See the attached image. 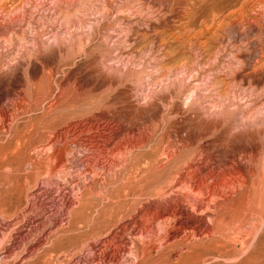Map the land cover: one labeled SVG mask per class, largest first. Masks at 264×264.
<instances>
[{
	"label": "rangeland",
	"instance_id": "1",
	"mask_svg": "<svg viewBox=\"0 0 264 264\" xmlns=\"http://www.w3.org/2000/svg\"><path fill=\"white\" fill-rule=\"evenodd\" d=\"M0 83V111L10 109L20 96H25L31 106L20 117L11 140L0 135L1 223L13 225L14 213L20 211L22 221L29 208L25 196L36 190V186H26L22 178L28 172L25 162L21 158L11 162L16 145L27 141L33 127L57 116L61 132L84 126L94 127L92 135H98L97 128L113 133L126 127L130 138L148 128L157 136L148 147L178 131L184 140L174 138V144L205 147L204 155L214 156L212 168H241L250 190L249 202L242 206L251 208L253 204L252 210H263L258 233L243 229V235L251 234L244 237L245 244L234 242L237 235L231 234L222 245L237 258L232 256L218 264L242 258L259 234L262 242L254 255L263 257L260 262L264 264V0H0ZM54 100L60 105L49 114L48 106ZM122 134L114 135L112 143ZM217 136L222 140L213 141ZM37 139L30 142L43 145L44 140ZM141 167H146L145 162ZM126 176L110 180L101 197L88 192L81 198L79 204H87L89 211L74 215L78 220L71 227L75 229L74 235L71 232L76 247L73 256L64 257L62 262L50 260L53 250L62 257L65 246H53L62 235L55 228L52 242L37 254V260L28 263L68 264L79 258L90 261L95 243L101 245L112 237L115 227L110 226V231L106 228L108 231L86 243L87 224L96 221L98 213L109 215L119 202H135L136 196L125 197L124 193L136 185L143 189L138 194L146 200L154 195L153 189L145 188L146 178L134 184L136 175ZM40 178L34 184L43 182L41 189L32 195L34 201L39 197L40 207L34 208L39 218L26 225L25 234L55 213L67 195ZM123 181L128 182L125 190L118 188ZM138 208L133 214L144 213ZM78 224L83 230H77ZM47 258L51 263L45 262Z\"/></svg>",
	"mask_w": 264,
	"mask_h": 264
},
{
	"label": "bare ground",
	"instance_id": "2",
	"mask_svg": "<svg viewBox=\"0 0 264 264\" xmlns=\"http://www.w3.org/2000/svg\"><path fill=\"white\" fill-rule=\"evenodd\" d=\"M24 97L20 96L17 100L14 99L15 101L10 104V109L0 111V135L10 136L7 138L9 140H11L12 133L17 129L20 117L27 113L31 107ZM57 105L60 104L54 100L48 106L47 112L52 114L51 112H54ZM43 118L45 119L44 116ZM45 122L41 126L39 123L38 127L32 126V131L29 136L27 135V141L16 145L17 153L15 157L12 154L11 162L17 158H21L25 162L28 166V172L22 178L26 186L31 185V188L32 185L33 187L36 186L34 192L40 191V184L43 182L37 183V185L34 183L42 177L48 183L56 185L60 192L62 191L67 195H63L65 197L62 198V205L58 203L60 208L55 213H49L48 219L45 217L46 220L44 219L42 224L40 223L38 227L35 226L36 228L33 227L34 229L29 234H25L26 225L34 223L39 218L38 214H35L34 208L40 207L38 205L39 197L37 201L32 200L34 192L30 194L28 193L29 189L26 190L29 194L25 196L28 199L29 206H27L29 208L24 210L25 212L23 211L22 221L19 215L22 211H20L19 214L14 213L13 225L0 222L1 264H26L35 259L37 254H40L41 250L43 252V248L52 242L50 236L55 228L62 235L59 234L60 236L54 240L53 244L55 245L53 246L56 247L59 243L65 245L61 250L64 251V256L63 253L62 257L55 255L53 250L51 258H48L51 261L62 262L64 257L73 256L71 254L76 247L71 242V236L74 235L73 230L75 231V229L72 230L71 227L78 220L75 219L77 216L74 218V215L89 211L86 209L87 204H85L86 206H83L84 203L79 204L81 198L88 192H94L97 197L103 196L110 180L127 174L129 176L130 174L131 176L136 175L134 184H138L139 180L146 178L148 181L144 184L145 188L153 189L151 192L154 195L146 200L143 198L144 195L138 194L139 192L142 193L143 189H137V185V187L134 185L135 189L129 191L127 189L124 196L130 198L136 196L137 200L133 203H130L129 200H126L125 203L119 202L113 207V210L111 209L112 212L109 215L103 214L101 216L102 213H98L95 217L96 221L92 222V220L87 224L88 230L84 238L86 243H89L93 238L99 237L97 234L100 232L108 231L110 226L112 229L115 227L111 233L112 237L102 241L103 243L100 242L101 245L95 243L94 248L92 245L95 254L92 252L90 261L79 258V260L76 261L75 259L68 264H218L221 262L220 260H229L235 256V253L222 243H226L229 236L235 234L234 236L237 235V238L234 242L245 244L247 238L245 240L244 237L249 238L251 234L243 235V232L246 233L243 229L248 232L257 231V224L261 222L260 219H263H259L262 216V209L261 211L252 210L253 204L251 208L248 205V207L242 206L243 203L249 202L250 197L249 181L244 171L237 168L236 165V167L221 166L218 168L219 170L212 168L210 161L214 159V156L212 153L204 155L205 147L198 143L180 144L181 146L174 144V138H178L179 141L183 139L178 131L163 137L159 141H154L155 143H152L149 148L147 144L148 142L150 144V141L156 136V132L148 128L139 132L138 137L128 138L129 129L126 127H121L120 130L118 128L112 130L113 133L101 132L97 128L95 131L98 135H92L94 127L84 129V126H80V129L77 130L76 128L72 129L71 126L72 130L59 131L57 129L59 123L57 116L53 120ZM169 124L173 123L169 122ZM46 128L49 131L43 132L42 130ZM120 132H123L122 136L112 143L113 136L119 135ZM35 138L43 139L44 141H41L43 145H40L39 142L40 146L37 144L34 146L33 142L30 141H34ZM220 138L217 136L213 141H221ZM146 146L147 149L145 150ZM143 162L146 164L145 168L141 167ZM76 167L77 170H75ZM123 182L118 185V188L125 190L128 182ZM22 193L24 194L25 191L22 190ZM119 201L124 200L119 199ZM137 207L144 210V213L139 214L135 211L137 214H133ZM86 214L84 213V215ZM76 228L78 231L83 230L82 225ZM54 232L56 235V231ZM76 235H78L77 232ZM255 239L254 245L250 249L246 248L249 250L248 253L230 264H261L260 259L263 257L255 256L254 252L262 242V235H257ZM76 246L78 245L76 244ZM96 247L99 249L95 250ZM76 252L78 251L76 250ZM235 257L237 258V256ZM48 258L45 262H50ZM86 259L88 260V258Z\"/></svg>",
	"mask_w": 264,
	"mask_h": 264
}]
</instances>
